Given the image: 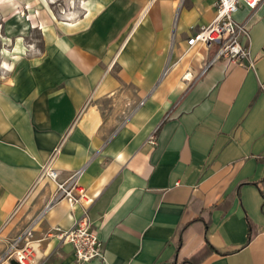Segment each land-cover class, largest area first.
Instances as JSON below:
<instances>
[{
  "label": "crops",
  "instance_id": "1",
  "mask_svg": "<svg viewBox=\"0 0 264 264\" xmlns=\"http://www.w3.org/2000/svg\"><path fill=\"white\" fill-rule=\"evenodd\" d=\"M215 2L81 0L61 19L41 3L39 44L0 61V256L49 204V166L83 168L91 200L45 211L38 264H78L46 234L83 207L104 249L84 264H264V0L234 16L253 67L204 70L214 50L186 41Z\"/></svg>",
  "mask_w": 264,
  "mask_h": 264
},
{
  "label": "built area",
  "instance_id": "2",
  "mask_svg": "<svg viewBox=\"0 0 264 264\" xmlns=\"http://www.w3.org/2000/svg\"><path fill=\"white\" fill-rule=\"evenodd\" d=\"M263 0H216L215 16L206 26L201 27L186 41L188 47L199 44L214 53L204 70L211 64L224 61L240 66L253 67L249 50V32L245 23L235 20V14L240 4L250 10H255ZM142 103V102H141ZM151 142L154 137H150ZM83 168L74 171L65 179H59V174L49 166L43 168L41 175L49 178L55 184V190L45 210L34 216L14 237L6 241L0 260H13L17 264H38L39 256L36 248L40 240L34 238L36 226L44 218L50 205L66 201L71 208L84 206L90 202V196L80 184ZM46 237L56 238L59 243L72 246L76 262L84 264L91 259H104V249L97 233L87 216L86 207L74 224L69 228L53 226Z\"/></svg>",
  "mask_w": 264,
  "mask_h": 264
},
{
  "label": "rangeland",
  "instance_id": "3",
  "mask_svg": "<svg viewBox=\"0 0 264 264\" xmlns=\"http://www.w3.org/2000/svg\"><path fill=\"white\" fill-rule=\"evenodd\" d=\"M69 1L70 4H67L66 0H32L29 2L27 0H0V61L9 58L12 49L18 43L24 42L26 48L32 44H39L40 30L33 21H35L34 17L38 14V10L43 8L41 3H44L56 18L61 19L66 15L70 16L76 9H80L81 0ZM22 37L24 41L19 40ZM10 261L12 260H8Z\"/></svg>",
  "mask_w": 264,
  "mask_h": 264
},
{
  "label": "trees",
  "instance_id": "4",
  "mask_svg": "<svg viewBox=\"0 0 264 264\" xmlns=\"http://www.w3.org/2000/svg\"><path fill=\"white\" fill-rule=\"evenodd\" d=\"M11 264H17V263H16L15 261H11ZM174 264H194V263L190 262V261L187 260V259H184V260H182L180 263H178V262L175 260Z\"/></svg>",
  "mask_w": 264,
  "mask_h": 264
}]
</instances>
